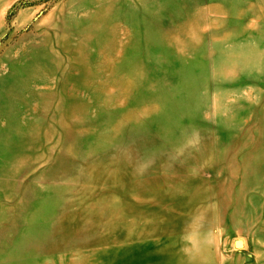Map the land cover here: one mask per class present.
I'll list each match as a JSON object with an SVG mask.
<instances>
[{"label":"rangeland","instance_id":"1","mask_svg":"<svg viewBox=\"0 0 264 264\" xmlns=\"http://www.w3.org/2000/svg\"><path fill=\"white\" fill-rule=\"evenodd\" d=\"M0 264H264V0H0Z\"/></svg>","mask_w":264,"mask_h":264},{"label":"water","instance_id":"2","mask_svg":"<svg viewBox=\"0 0 264 264\" xmlns=\"http://www.w3.org/2000/svg\"><path fill=\"white\" fill-rule=\"evenodd\" d=\"M242 241L241 240H236L235 241V245L237 246V247H241L242 246Z\"/></svg>","mask_w":264,"mask_h":264},{"label":"bare ground","instance_id":"3","mask_svg":"<svg viewBox=\"0 0 264 264\" xmlns=\"http://www.w3.org/2000/svg\"><path fill=\"white\" fill-rule=\"evenodd\" d=\"M257 152V151H256ZM259 154V153H258ZM261 156V155H260Z\"/></svg>","mask_w":264,"mask_h":264}]
</instances>
